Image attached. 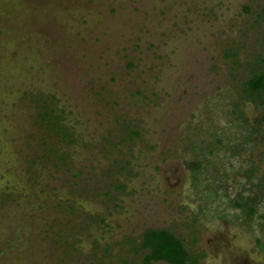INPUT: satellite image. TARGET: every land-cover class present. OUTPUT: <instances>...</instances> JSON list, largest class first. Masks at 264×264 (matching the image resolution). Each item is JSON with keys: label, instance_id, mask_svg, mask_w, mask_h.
<instances>
[{"label": "rangeland", "instance_id": "374dc122", "mask_svg": "<svg viewBox=\"0 0 264 264\" xmlns=\"http://www.w3.org/2000/svg\"><path fill=\"white\" fill-rule=\"evenodd\" d=\"M258 69L264 0H0V264H264Z\"/></svg>", "mask_w": 264, "mask_h": 264}, {"label": "trees", "instance_id": "16d2710c", "mask_svg": "<svg viewBox=\"0 0 264 264\" xmlns=\"http://www.w3.org/2000/svg\"><path fill=\"white\" fill-rule=\"evenodd\" d=\"M235 57V53L230 54ZM243 95L259 107L264 106V70L250 72L249 78L243 83ZM44 123L52 128L53 132L67 138L64 126L59 116L50 114L47 107L43 108ZM64 133V134H63ZM139 250L145 252L143 264H202L204 255L194 253L185 246L184 241L168 230H147L141 237Z\"/></svg>", "mask_w": 264, "mask_h": 264}]
</instances>
